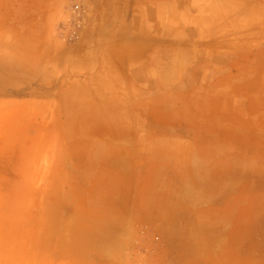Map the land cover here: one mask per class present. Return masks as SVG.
I'll list each match as a JSON object with an SVG mask.
<instances>
[{
  "label": "crops",
  "instance_id": "obj_1",
  "mask_svg": "<svg viewBox=\"0 0 264 264\" xmlns=\"http://www.w3.org/2000/svg\"><path fill=\"white\" fill-rule=\"evenodd\" d=\"M63 1L0 0V180L123 234L185 229L167 264H209L192 246L222 237L210 264H264V0H141L152 18L90 44Z\"/></svg>",
  "mask_w": 264,
  "mask_h": 264
},
{
  "label": "rangeland",
  "instance_id": "obj_2",
  "mask_svg": "<svg viewBox=\"0 0 264 264\" xmlns=\"http://www.w3.org/2000/svg\"><path fill=\"white\" fill-rule=\"evenodd\" d=\"M140 1L64 0L56 5L59 14L55 22L67 30L68 41L77 31L90 44L92 31L106 28L119 29L127 38L129 23L142 26L139 13L150 18L154 15L153 5ZM194 6L193 12L202 17L203 3ZM47 184L45 180H0V264H167L165 259L172 251L187 252L182 242L185 229L174 231L143 223L135 236L123 234L107 221L84 220L67 198ZM193 230L199 237L206 234L202 229ZM172 235L179 237L178 243L170 244ZM223 241L222 237L218 243H195V260L207 257L210 264L214 262L210 257H228V245Z\"/></svg>",
  "mask_w": 264,
  "mask_h": 264
}]
</instances>
